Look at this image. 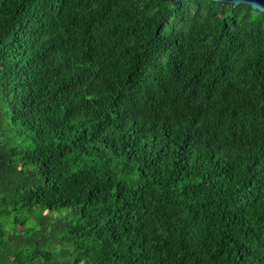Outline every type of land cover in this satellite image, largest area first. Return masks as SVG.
Returning a JSON list of instances; mask_svg holds the SVG:
<instances>
[{
  "label": "trees",
  "instance_id": "16d2710c",
  "mask_svg": "<svg viewBox=\"0 0 264 264\" xmlns=\"http://www.w3.org/2000/svg\"><path fill=\"white\" fill-rule=\"evenodd\" d=\"M0 264H264V14L0 0Z\"/></svg>",
  "mask_w": 264,
  "mask_h": 264
},
{
  "label": "water",
  "instance_id": "95a60500",
  "mask_svg": "<svg viewBox=\"0 0 264 264\" xmlns=\"http://www.w3.org/2000/svg\"><path fill=\"white\" fill-rule=\"evenodd\" d=\"M171 3H181L187 0H166ZM222 4H229L233 6L247 5L254 11L264 14V0H212Z\"/></svg>",
  "mask_w": 264,
  "mask_h": 264
}]
</instances>
